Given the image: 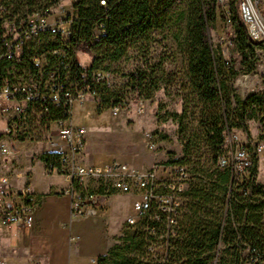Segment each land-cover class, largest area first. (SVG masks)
Here are the masks:
<instances>
[{"label": "trees", "instance_id": "16d2710c", "mask_svg": "<svg viewBox=\"0 0 264 264\" xmlns=\"http://www.w3.org/2000/svg\"><path fill=\"white\" fill-rule=\"evenodd\" d=\"M237 3L238 0H232L227 7L230 50L225 57L222 47H213L209 37L217 20L225 24L216 0H78L79 38L68 43L69 56L75 50L106 51L101 58L94 57L90 67H81L72 58L71 77L82 87L95 91L98 106L110 110L128 105L125 97L115 96L112 74L99 68L102 60L117 62L125 56L131 42L169 24L182 23L174 41L185 63V77L195 109V126L184 141L183 158L170 163L171 166H160L166 171L174 167L184 169L186 178L184 189L177 194L176 214L171 218L152 204L134 225H124L96 264H264V185L256 182L257 158H253L252 167L241 180L218 166L227 130L246 131L253 122L264 130V89L240 97L234 88L238 77L257 72L264 54L262 44L249 38ZM179 4L183 10L175 12ZM258 9L264 14V0ZM96 29L101 31L98 41L93 36ZM47 45L34 46V50L42 52ZM163 62L161 56L147 59L125 76L127 88L144 100L150 99L159 90L158 75ZM92 72L109 74L111 86L92 82ZM49 110L47 117L36 120L31 116L17 124L16 130L35 124L49 133L51 123L70 117L63 110ZM186 118L184 109L179 123ZM22 136L17 134L16 140H22ZM193 148L196 151L192 152ZM200 149L202 154L198 156ZM57 158L52 153L39 157L44 165L55 163ZM95 193L103 195L101 189Z\"/></svg>", "mask_w": 264, "mask_h": 264}, {"label": "built area", "instance_id": "2783aa9c", "mask_svg": "<svg viewBox=\"0 0 264 264\" xmlns=\"http://www.w3.org/2000/svg\"><path fill=\"white\" fill-rule=\"evenodd\" d=\"M231 1L216 0L218 11L225 19V28H230L227 7ZM262 1L238 0L237 8L249 38L260 42L264 53V16L258 9ZM77 3L78 0H0V160L12 163L11 142L16 140L17 124L31 116L36 120L47 117L49 108L63 110L65 115L70 116L69 119L51 123L46 140L52 154L58 158L55 163L44 166H51L45 167L47 175H59L67 182L68 186L59 194L70 198L72 216L95 215L98 199L112 191L136 196L132 205L134 215L126 220L129 225H134L143 217L152 204L172 218L179 206L177 194L184 189L186 176L183 168L174 167L168 170L169 175L159 177L160 169L165 170L159 166L141 171L120 162L101 167L84 166L78 162L77 158L85 148L86 130L72 125L71 112L75 105L83 106L88 99L94 101L95 91L88 86L82 87L71 77L74 69L71 59L78 61L80 52L75 50L72 57L68 53V43L79 38ZM100 4L103 7L106 5L104 1ZM93 36L98 41L101 31L96 29ZM229 41L228 38L225 49H222L225 57L229 55ZM38 45L48 47L38 52L34 50V46ZM84 76L80 74V77ZM258 76L259 73L242 75L236 79L234 88L239 79L253 82ZM91 81L111 86V76L107 73L92 72ZM250 86L247 87V94L264 89ZM143 108V102H139L137 113L141 114ZM121 110L119 107L110 109L113 116ZM224 141V153L218 160V166L229 170L233 178L241 180L252 167L253 158L264 153V141H243L235 130H227ZM172 172L174 175H171ZM88 182H94L103 195L88 191ZM160 189L162 193L158 191ZM8 193L7 181L2 178L0 229L30 226L33 223V207H8ZM26 193L27 190L23 192ZM0 264H5L2 259Z\"/></svg>", "mask_w": 264, "mask_h": 264}, {"label": "rangeland", "instance_id": "374dc122", "mask_svg": "<svg viewBox=\"0 0 264 264\" xmlns=\"http://www.w3.org/2000/svg\"><path fill=\"white\" fill-rule=\"evenodd\" d=\"M182 10L183 5L179 4L174 11ZM182 28V23L169 24L161 31L131 42L121 60L117 62L102 60L99 64L101 70L107 69L112 74L115 96L125 97L128 105L117 116H113L106 106H98L97 102L90 99L83 106L73 107L71 123L74 127L85 128L88 150L95 165L102 166L118 161L132 166L138 163V158L149 156L157 161L152 166L160 167L171 166L170 163L175 164L183 158L184 141H187L190 131L195 126V109L194 97L191 95L185 77V63L174 41V35ZM229 35L230 29L225 28L223 23L217 20L216 27L210 32L209 37L213 47L220 46L225 49ZM105 51L103 48H96L93 52L80 51L78 62L83 67H90L94 57L101 58ZM158 56L164 59L163 67L158 75L159 90L153 93L150 99L144 100L127 88L125 76L142 66L147 59H155ZM255 73H259L260 76L254 78L253 82L239 79L235 88L238 96H246L249 84L251 88L264 86V54L261 55L260 64ZM139 102H143L144 106L141 114L137 113ZM184 109L187 110V118L180 124L179 116ZM236 132L243 141H259L264 138V130L254 122L248 124L246 131ZM17 134H24V136L22 140L17 139L11 142L12 163L17 154L16 164L24 166L22 171H25L27 166H39L37 163L32 165L30 161L28 163V160L39 161L40 154L37 152L44 147L50 148L46 142L48 133L36 127L35 124H28L16 130L15 137ZM193 151L196 150L193 148ZM134 152L137 154L136 157L132 156ZM201 154L200 149L197 155ZM256 169V182L264 185V153L257 158ZM30 171L38 182H42L38 167ZM162 171L167 173L163 174ZM158 175L166 177L169 174L168 171L160 169ZM20 178H24L23 173ZM127 212H130V216L134 215L133 209H124V215Z\"/></svg>", "mask_w": 264, "mask_h": 264}, {"label": "crops", "instance_id": "0c3cea01", "mask_svg": "<svg viewBox=\"0 0 264 264\" xmlns=\"http://www.w3.org/2000/svg\"><path fill=\"white\" fill-rule=\"evenodd\" d=\"M85 140V148L78 156V162L84 166L101 167L95 165L86 137ZM44 152L52 153V150L44 147L37 154L41 156ZM16 156L13 163L0 160V179L7 181L8 207H33V223L30 226L0 229V259L5 264H96V260L112 245L113 239L120 235L127 218L131 217L130 212L124 215V209H132L136 196L111 191L98 199L95 215L74 217L70 198L59 194L68 186L65 179L56 174H53L54 177L47 175L40 159L32 162L26 158L28 163L30 161L32 165L37 163L39 166H27L22 171L24 166L16 164ZM132 156L136 157L137 154ZM137 161L132 166L126 162L120 163L149 171L157 162L149 156ZM34 167L41 171L42 182L33 177L30 170ZM22 173L23 179L20 178ZM87 189L94 193L98 190L94 182H88ZM25 190L27 193L23 194Z\"/></svg>", "mask_w": 264, "mask_h": 264}]
</instances>
